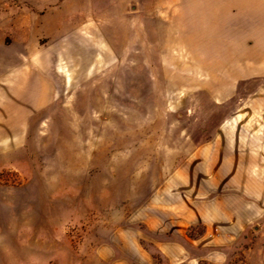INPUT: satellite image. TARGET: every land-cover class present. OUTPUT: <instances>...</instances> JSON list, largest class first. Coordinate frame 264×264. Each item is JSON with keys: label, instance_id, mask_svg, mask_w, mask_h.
<instances>
[{"label": "rangeland", "instance_id": "obj_1", "mask_svg": "<svg viewBox=\"0 0 264 264\" xmlns=\"http://www.w3.org/2000/svg\"><path fill=\"white\" fill-rule=\"evenodd\" d=\"M226 2L0 0V264H264V42Z\"/></svg>", "mask_w": 264, "mask_h": 264}, {"label": "crops", "instance_id": "obj_2", "mask_svg": "<svg viewBox=\"0 0 264 264\" xmlns=\"http://www.w3.org/2000/svg\"><path fill=\"white\" fill-rule=\"evenodd\" d=\"M234 2L238 5L240 14L244 13L247 20L254 21L252 27L261 29L262 42H264V0H229V4ZM222 4L226 5L228 2L223 0Z\"/></svg>", "mask_w": 264, "mask_h": 264}]
</instances>
